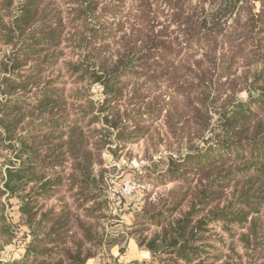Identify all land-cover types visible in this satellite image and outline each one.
Returning <instances> with one entry per match:
<instances>
[{"label": "rangeland", "instance_id": "374dc122", "mask_svg": "<svg viewBox=\"0 0 264 264\" xmlns=\"http://www.w3.org/2000/svg\"><path fill=\"white\" fill-rule=\"evenodd\" d=\"M232 1L235 0L39 1L41 9L50 3L46 22L54 23L57 16L63 23L56 54L49 52L47 57L44 52L41 57L50 62L44 67L47 70L43 80H50L60 90L69 119L85 118L83 122L89 124L86 130L93 132L89 147L98 153L93 162V174L97 179L98 203L102 202L100 224L105 245L87 264H187L186 259L185 262L180 260L181 253L159 251V257L154 258L149 247L164 237L170 243L177 235L166 232L171 230L172 217L173 221L182 223L188 217L191 220L186 231L184 226L178 228L185 235L180 237L178 248L185 245V240H192L198 247L187 252L192 256L196 254L192 264H264V180L249 176L256 172L251 156L260 155L264 162V126L260 125V120H264V92H260L262 98L252 94L264 87V74L260 75L264 69V20H252L255 19L253 10L255 13L261 9L259 0H255V6L246 5L245 9L240 8L241 0H236L232 9L229 5ZM22 8L23 0H0V81L8 74L1 71L2 64H9L15 55V48L4 41L2 34L12 28ZM235 17L246 22V28L245 35L232 42ZM203 20L207 23L202 27ZM248 20L251 21L248 23ZM138 28L151 32L150 40L154 37L161 45L166 41L179 49L176 61L184 57L193 59L189 65L194 73L208 69L207 75L212 74L217 81L214 92L208 95L211 116L209 128L204 132L198 131L189 112L185 113L187 117L169 125L166 115L172 107L171 92L175 87L167 80H157V88L143 98L150 84L140 74L142 69L137 59L132 70L118 80L117 86L122 92L116 100L114 76L120 48L116 42L124 35L132 37L133 30ZM190 30L193 36L195 31L198 41H188L186 34ZM213 42L214 67L202 61L209 55L207 49ZM157 50L153 48L152 52L157 55ZM52 55L56 56L55 65ZM33 63L30 61L16 70L13 74L19 77L14 79L21 80L26 74L36 73ZM81 64L88 66L89 73H95L92 80H79L76 75L66 74L70 68ZM193 78L190 76L191 80ZM40 96L36 85L31 83L25 90H16L13 96L2 92L0 83V104L34 101ZM238 102L248 105L245 110L254 114L247 119L246 135L227 148L218 143V135L223 130L220 112ZM145 103L158 104L160 110L154 115L147 110H135ZM116 107L125 114L120 128L116 126ZM20 148L18 139H9L0 124L1 190L7 189V168L21 163ZM171 165H177L179 173L175 174ZM203 167L207 168L198 175ZM252 179L253 182H249ZM238 181L239 191L247 184L243 189H248L246 196L238 195ZM189 182L192 189H188ZM34 184L30 182L21 193L28 192ZM67 184L43 201L48 208L58 204L65 194L70 195L66 191ZM15 196L7 190L0 197V211L3 210L0 215L4 216L0 227L8 222L16 236L1 250L0 264L19 259L26 244L23 237L27 228L18 226L20 206ZM147 204H155L163 210L164 220H167L164 228L152 219V213L146 217ZM242 209L248 213L245 222L241 221ZM81 218L85 219L83 215ZM255 224L258 235L251 229ZM2 238L7 239V232ZM126 252L134 258L132 262L118 258L121 254L124 257Z\"/></svg>", "mask_w": 264, "mask_h": 264}, {"label": "trees", "instance_id": "16d2710c", "mask_svg": "<svg viewBox=\"0 0 264 264\" xmlns=\"http://www.w3.org/2000/svg\"><path fill=\"white\" fill-rule=\"evenodd\" d=\"M39 1L41 2V0H23V8L12 24V28L2 34L4 41L15 48V55L11 62L9 64L1 63V71L8 73L0 81L2 92L13 96L16 90L19 88L25 90L31 83V85H36L37 91L41 93V96L34 101H9L10 103L0 104V124L8 138L18 139L21 146L18 154L21 163L18 166L7 168V181L5 183L7 189L5 191L0 189V197L7 190L16 195L20 206L18 226L25 225L27 228L23 237L26 241L24 251L19 259L11 260L7 264H87L90 258L101 253L105 245V234L100 224L102 202L98 203L99 197L95 188L97 179L96 175L93 174V162L98 153L89 147L93 132L86 130L89 124L83 122L85 118L69 119V112L67 113L60 90L50 80H43V74L47 70L44 67L47 64L50 65V62L44 61V58L41 59V57H44V52L47 57L50 54H56V43L60 36L58 33L62 30L63 23L62 19L57 18V16L53 19L56 20L54 23L46 22L47 16L50 15L49 11H51L50 3L41 9ZM259 1L261 2V9L258 12L254 13V10L252 12L255 17L252 19L254 22L264 20V0ZM241 3L243 5L240 8L243 9L246 8V5L255 6V0H241ZM11 4L7 5L11 6ZM236 4V0L229 2L232 9L235 8ZM234 19L236 27L231 32V36L234 37L232 42H236L237 37L242 38L246 28V22L243 23L239 17ZM249 21L251 20H248V23ZM206 23L207 20L200 22L202 27ZM215 25L216 22L213 27ZM150 33L144 28L134 29L132 37L124 35L119 42H116V45L120 47L117 50L119 57L116 60V76L112 73L116 77V100L122 92L117 86L118 80L124 73L132 70L137 59L140 64L139 67L142 69L140 74L144 75L145 81L148 79L147 82L150 84L148 89L144 90L145 96L143 95V98H146L151 91L157 88L155 85L158 83L157 80H167L172 88L175 87V91L171 92L172 107L166 115L169 125L172 126L176 120L187 117L188 114L185 113L189 112L195 120L193 122L198 131L204 132L209 128L211 116V104L208 95L214 92L217 81L213 80L212 74L207 75L208 69H202L200 74L194 73L193 67L189 65L192 64L193 59L184 57L183 60L176 61V57L180 53L179 49L166 41H163L161 45L160 42H156L154 37L150 40ZM207 34L210 35V33ZM260 34L262 33L260 32ZM186 36L188 41H198L195 38V31L194 36L192 30ZM140 41L141 43H139ZM213 45L214 42L207 49L209 55L202 60L212 67L216 66L214 64L215 50L212 49ZM244 46L245 44L242 45V47ZM153 48H158L157 55L154 51L152 52ZM52 56L55 65L56 56ZM30 61L34 62L36 73L32 72L31 76L26 74L21 80H15L14 78L19 76L13 73ZM197 64L203 63L197 62ZM88 70L87 65L81 64L70 68L66 74L76 75L79 80H92L95 73H89ZM262 70L261 76L264 74V69ZM112 75L108 78L109 83L112 82ZM190 76L194 78L191 80ZM137 92L138 90H136ZM260 92L263 94L264 87H259L252 94L258 97L260 95L262 98ZM156 98H161V96ZM233 105L231 109L225 108L220 112L223 130L222 134L218 135L220 137L218 143L225 144L227 148L231 143H236L238 138L246 135L247 119L254 114L245 110L248 105L242 102ZM157 106L158 104L154 106L153 103H145L136 107L135 110H147L148 113L153 114L160 110ZM124 115L116 107V126L118 128H120L119 124ZM187 122L189 121L186 120L185 123L187 124ZM260 125L264 126V120H260ZM251 159H254L253 163L256 164L254 168V172H256L249 176L253 179L254 177L262 178L261 181L263 182V158L258 155L251 156ZM206 168H201L198 175ZM215 168L219 167L216 166ZM172 169L175 174L179 173L177 165H173ZM253 179L249 182H253ZM239 181L236 186L240 185ZM30 182H34V186H31L28 192L21 193ZM262 182L261 187H263ZM66 183H68L66 191L70 195L65 194L60 197L58 204L48 208L46 202L43 201L52 198L54 195L52 193ZM189 183L188 189H192V182ZM245 187L240 191L238 190L241 188L240 186L236 188L237 193H240L239 196H246L245 193L248 189L243 191ZM222 188L224 189V187ZM206 191L210 190L206 189ZM70 200L72 202H69ZM255 209L257 210V206ZM144 210L146 217L152 213L154 215L152 219L164 228V223L167 220H164L162 209L155 204H147ZM2 213L3 210L0 211V214ZM82 215L85 219L81 218ZM241 217L242 222L248 219V213L243 209ZM2 220H4V216L0 215V221ZM187 220L189 217L185 219L184 224L180 220L173 221V217L171 218V230H166V232L168 234L169 231H172L173 234L177 235L172 237L173 240L170 243L166 242L164 237L163 240L159 239V242L151 244L149 247L154 258L159 257L157 256L159 251H170L177 254L181 253L180 260L186 261L187 264L194 262L196 254L192 256L187 253L190 249L192 251L198 249L196 245L192 244V240H185V245L178 248L180 237H185L178 228L184 226V231H186L191 222V220ZM6 223L7 225L0 227V252L16 237L11 224ZM173 224L175 225L173 226ZM256 225L251 229L254 230L255 235H258L255 230ZM5 232H7V239L1 240ZM28 235L29 239H27ZM196 235L197 232H195Z\"/></svg>", "mask_w": 264, "mask_h": 264}, {"label": "crops", "instance_id": "0c3cea01", "mask_svg": "<svg viewBox=\"0 0 264 264\" xmlns=\"http://www.w3.org/2000/svg\"><path fill=\"white\" fill-rule=\"evenodd\" d=\"M118 258L126 259V261H129V262H132L134 260V258H131V253L129 254L128 252H126L124 257H123V254H121V256H119Z\"/></svg>", "mask_w": 264, "mask_h": 264}]
</instances>
